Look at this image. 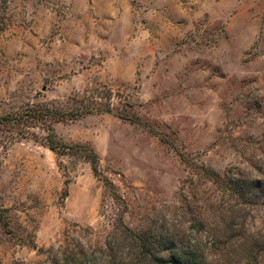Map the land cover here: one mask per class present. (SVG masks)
I'll use <instances>...</instances> for the list:
<instances>
[{
	"label": "rangeland",
	"instance_id": "374dc122",
	"mask_svg": "<svg viewBox=\"0 0 264 264\" xmlns=\"http://www.w3.org/2000/svg\"><path fill=\"white\" fill-rule=\"evenodd\" d=\"M155 257L264 264V0H0V264Z\"/></svg>",
	"mask_w": 264,
	"mask_h": 264
},
{
	"label": "trees",
	"instance_id": "16d2710c",
	"mask_svg": "<svg viewBox=\"0 0 264 264\" xmlns=\"http://www.w3.org/2000/svg\"><path fill=\"white\" fill-rule=\"evenodd\" d=\"M57 146V145H56ZM51 146L50 148L52 150H55L56 148H59L58 146ZM66 148V147H65ZM64 146L62 148V150L65 149ZM86 159H88L90 165H91V168H92V171L96 174L97 173V159H96V155L95 153L92 151V150H89V154L88 155H85ZM220 178V177H219ZM219 180L217 181L216 179V183L219 184ZM73 252V251H72ZM84 255V254H83ZM75 256V255H74ZM75 258V257H74ZM154 262L156 264H181V260L178 258V257H175L173 259H170V260H165L163 259L162 257H155L154 259Z\"/></svg>",
	"mask_w": 264,
	"mask_h": 264
}]
</instances>
